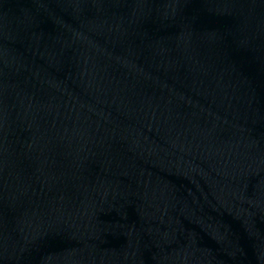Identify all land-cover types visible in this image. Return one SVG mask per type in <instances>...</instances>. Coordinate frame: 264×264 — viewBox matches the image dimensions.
<instances>
[{
	"label": "water",
	"instance_id": "95a60500",
	"mask_svg": "<svg viewBox=\"0 0 264 264\" xmlns=\"http://www.w3.org/2000/svg\"><path fill=\"white\" fill-rule=\"evenodd\" d=\"M0 264H264V0H0Z\"/></svg>",
	"mask_w": 264,
	"mask_h": 264
}]
</instances>
